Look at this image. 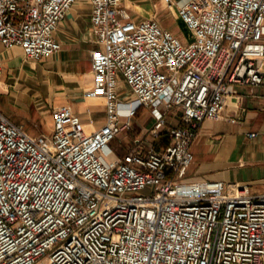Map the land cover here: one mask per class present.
Listing matches in <instances>:
<instances>
[{
    "label": "built area",
    "instance_id": "built-area-1",
    "mask_svg": "<svg viewBox=\"0 0 264 264\" xmlns=\"http://www.w3.org/2000/svg\"><path fill=\"white\" fill-rule=\"evenodd\" d=\"M89 1L85 96L104 99L105 123L88 132L61 105L51 136L31 137L0 112V264H264V191L187 176L202 123L234 86L264 87V0H177L187 42L122 0ZM75 2L0 0V44L31 61L55 54ZM141 109L153 125L116 155Z\"/></svg>",
    "mask_w": 264,
    "mask_h": 264
},
{
    "label": "crops",
    "instance_id": "crops-1",
    "mask_svg": "<svg viewBox=\"0 0 264 264\" xmlns=\"http://www.w3.org/2000/svg\"><path fill=\"white\" fill-rule=\"evenodd\" d=\"M177 3V0L171 5L164 0H122L134 20L155 19L163 29L187 42L189 31L178 16ZM91 12L89 0H76L53 35L61 44L60 50L40 60L26 59L20 47L5 48L0 44V99L7 95L12 104L8 111L0 106V112L31 137L51 136L52 111L61 105H69L88 132L105 123L104 99L85 96L93 86L90 54L97 47ZM168 21L178 25L181 36L165 27L164 22ZM28 95L31 109L20 100ZM170 113L174 125L179 124L180 114ZM192 153L189 179L221 180L226 184L247 185L254 194L263 192L264 87L234 86L222 116L202 123Z\"/></svg>",
    "mask_w": 264,
    "mask_h": 264
},
{
    "label": "rangeland",
    "instance_id": "rangeland-1",
    "mask_svg": "<svg viewBox=\"0 0 264 264\" xmlns=\"http://www.w3.org/2000/svg\"><path fill=\"white\" fill-rule=\"evenodd\" d=\"M164 25H165V27H170L175 32H177V34H179L181 36L182 31L175 22H173V21L164 22ZM30 97L31 96L28 95L27 97L20 98V100L23 101L31 109L32 108L31 107L32 102L30 101ZM0 106H2L6 111L10 110V108L12 109L10 97L7 95L3 96L2 99H0ZM33 106H35V105L33 104ZM30 112H28V113L30 114ZM167 119L171 125H174L173 115H171V113H168ZM153 122H154V120H153V117L151 115L150 110L149 109H141L138 112L136 118L133 120V125H134L133 132H131L128 135H125V133H123L122 135L117 137L111 143L110 146H111L113 152L116 155L120 156L123 153L124 147L127 145V143H131V140L135 136V134L137 132L144 130L145 128H150L153 125ZM188 175L189 174H187V176Z\"/></svg>",
    "mask_w": 264,
    "mask_h": 264
},
{
    "label": "trees",
    "instance_id": "trees-1",
    "mask_svg": "<svg viewBox=\"0 0 264 264\" xmlns=\"http://www.w3.org/2000/svg\"><path fill=\"white\" fill-rule=\"evenodd\" d=\"M168 143V140H167V138L165 137V136H163L161 139H160V141H159V145H161V144H167Z\"/></svg>",
    "mask_w": 264,
    "mask_h": 264
}]
</instances>
